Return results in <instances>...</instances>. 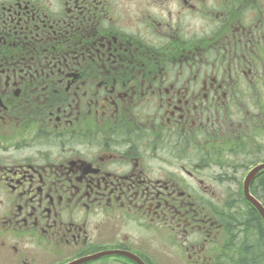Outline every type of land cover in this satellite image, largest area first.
<instances>
[{"label": "flooded vegetation", "instance_id": "flooded-vegetation-1", "mask_svg": "<svg viewBox=\"0 0 264 264\" xmlns=\"http://www.w3.org/2000/svg\"><path fill=\"white\" fill-rule=\"evenodd\" d=\"M263 164L264 0H0V264H264Z\"/></svg>", "mask_w": 264, "mask_h": 264}, {"label": "water", "instance_id": "water-1", "mask_svg": "<svg viewBox=\"0 0 264 264\" xmlns=\"http://www.w3.org/2000/svg\"><path fill=\"white\" fill-rule=\"evenodd\" d=\"M264 168V164L259 166V167H255L252 170L249 171L248 175L245 178L244 181V194L246 199L259 211L263 221H264V209L263 207L258 203L257 200H255L249 193L248 190V186H249V182L251 180V178L254 176V174L259 171L260 169ZM139 264H143L142 262L139 261Z\"/></svg>", "mask_w": 264, "mask_h": 264}, {"label": "trees", "instance_id": "trees-1", "mask_svg": "<svg viewBox=\"0 0 264 264\" xmlns=\"http://www.w3.org/2000/svg\"><path fill=\"white\" fill-rule=\"evenodd\" d=\"M261 245V244H260ZM259 248H261L262 249V247H259ZM261 249H260V251H261ZM251 255V253L249 252H245V256H247V257H251L250 256ZM244 264H250V263H248V262H244Z\"/></svg>", "mask_w": 264, "mask_h": 264}]
</instances>
